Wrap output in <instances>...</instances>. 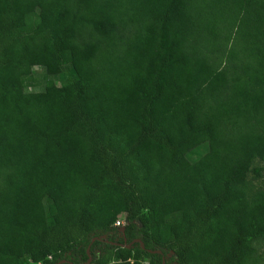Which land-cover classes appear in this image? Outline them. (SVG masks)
Segmentation results:
<instances>
[{
	"label": "trees",
	"instance_id": "16d2710c",
	"mask_svg": "<svg viewBox=\"0 0 264 264\" xmlns=\"http://www.w3.org/2000/svg\"><path fill=\"white\" fill-rule=\"evenodd\" d=\"M256 160L264 0H0V264H257Z\"/></svg>",
	"mask_w": 264,
	"mask_h": 264
},
{
	"label": "rangeland",
	"instance_id": "374dc122",
	"mask_svg": "<svg viewBox=\"0 0 264 264\" xmlns=\"http://www.w3.org/2000/svg\"><path fill=\"white\" fill-rule=\"evenodd\" d=\"M33 76L37 80L36 85L34 86H27V90L29 91H39L43 86V73L40 68H35L33 70ZM207 151V147L205 145L196 148L192 152L188 154V160L190 162L197 161L202 155H204ZM254 169H260V172L256 174L254 172ZM247 182L249 185V188L251 190H264V162H261L259 160H256L252 167L251 171L249 172L247 176ZM253 260L257 262V264H264V242H261L257 245V251L254 255ZM29 264H42V263H29ZM143 264H149L147 260H143Z\"/></svg>",
	"mask_w": 264,
	"mask_h": 264
},
{
	"label": "built area",
	"instance_id": "2783aa9c",
	"mask_svg": "<svg viewBox=\"0 0 264 264\" xmlns=\"http://www.w3.org/2000/svg\"><path fill=\"white\" fill-rule=\"evenodd\" d=\"M125 225H126V223H125V221H124V219L123 218H118L116 221H115V223H114V228L115 229H117V238L116 239H119V238H121L123 241V246H127L126 245V239H125V237H124V227H125ZM106 235L105 236H103V238H105L106 239ZM137 242V241H136Z\"/></svg>",
	"mask_w": 264,
	"mask_h": 264
},
{
	"label": "water",
	"instance_id": "95a60500",
	"mask_svg": "<svg viewBox=\"0 0 264 264\" xmlns=\"http://www.w3.org/2000/svg\"><path fill=\"white\" fill-rule=\"evenodd\" d=\"M137 242L139 243V241L137 240ZM142 246V245H141ZM157 253L159 254V252L157 251ZM165 260V258L163 259V261Z\"/></svg>",
	"mask_w": 264,
	"mask_h": 264
}]
</instances>
